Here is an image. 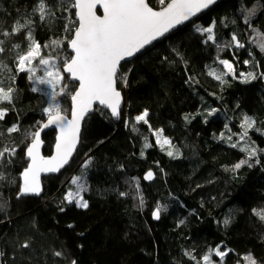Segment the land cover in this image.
Segmentation results:
<instances>
[{
    "label": "trees",
    "instance_id": "1",
    "mask_svg": "<svg viewBox=\"0 0 264 264\" xmlns=\"http://www.w3.org/2000/svg\"><path fill=\"white\" fill-rule=\"evenodd\" d=\"M148 1L161 8L170 0ZM39 3L0 0V48L16 61L35 42L65 65L78 27L74 2L44 0L43 20ZM18 22L30 30L14 33ZM208 27L211 39L203 31ZM262 41L264 0H227L123 64L117 79L125 98L122 117L97 107L72 162L43 179L40 197L19 196V175L37 124L46 119L48 98L35 92L26 72L8 79L0 64V87L12 90V99L2 103L0 151L15 148L0 158V264H201L210 254L214 264H251L248 256L264 264V219L258 214L264 213ZM219 60L232 62L236 74L216 79L212 69ZM127 75L128 87L122 80ZM65 82L60 98L69 115L78 84L66 75ZM200 103L208 110H197ZM145 111L147 123L135 121ZM245 117L254 121L246 135L257 149L254 156L231 144L233 133L243 135ZM14 126L18 130L9 132ZM153 129L170 139L175 155L161 149ZM43 138L49 156L56 131ZM241 161L247 163L235 168ZM150 169L156 179L148 184L143 175ZM71 175L85 186L87 208L65 198ZM54 194L58 199H51ZM157 207L159 221L152 217ZM217 248L227 255L221 259Z\"/></svg>",
    "mask_w": 264,
    "mask_h": 264
},
{
    "label": "snow or ice",
    "instance_id": "2",
    "mask_svg": "<svg viewBox=\"0 0 264 264\" xmlns=\"http://www.w3.org/2000/svg\"><path fill=\"white\" fill-rule=\"evenodd\" d=\"M215 0H171L165 8L160 11L153 10L149 6L147 0H74L73 7L76 9L79 26L75 29L73 38L69 41V47L74 52V55L64 65V71L71 75L74 80L79 82V88L72 100V119L68 120L61 114L58 106L46 108L44 111L48 115L47 123L42 125V128H47L50 125L59 127L60 132L55 145V154L51 157L40 155L39 148L42 143L40 132L33 134V139L27 148V156L30 163L22 173L23 185L21 194L40 192V174L42 172H57L65 164L68 163L69 157L72 155L79 141V133L81 121L85 115L92 110L93 102L98 101L99 104L111 109L113 116H119V107L121 103V93L116 89L117 69L120 61L126 57H131L134 53L140 51L145 45L151 43L157 37L164 35L169 29L182 21L188 20L195 16L202 9L208 8ZM163 3V0H161ZM102 5L103 15H97V5ZM38 11L40 19H44L48 12L44 0H40ZM254 15V10L249 13ZM27 27L26 24L17 23L13 28V32H19ZM204 32L212 33L213 28L208 27L203 29ZM8 33H5L7 35ZM211 39V35L209 36ZM29 39L31 35L29 33ZM233 41L238 47H243L236 37L233 36ZM59 43V42H54ZM40 45L35 42L29 48V51L19 56V70L24 71L34 59L40 56ZM261 50L264 51V41L260 43ZM3 48H0V52ZM41 65L49 66L46 71V78H41L40 83H47L55 88L63 76L55 64L51 60H39ZM229 72L233 71L232 65L228 61H221ZM29 72H34V69L28 68ZM250 78L255 77L249 73ZM216 79H221L217 76ZM63 91V89H61ZM12 90L5 91L0 88V102L10 101ZM5 111L0 109V118H3ZM147 111L140 116H137V121L147 123ZM254 121L250 117H245L244 125L245 132L241 139L247 135V129L253 127ZM18 129L14 126L9 129V132H15ZM161 132L157 133L158 143L162 145H170V141L164 138L159 139ZM148 145H146L147 147ZM235 146V145H233ZM249 156L255 155V149L249 150ZM15 153V148H5L0 151V158L6 153ZM169 156L173 155L172 151L168 152ZM247 161H241L236 164L235 168H240ZM146 179L152 178V173L149 172ZM75 182V180H74ZM76 203L81 208H87L88 202L79 196ZM66 199L71 202L74 197L69 193ZM264 219V213H258ZM154 218L159 219L160 209L154 213ZM228 221H225L227 224ZM24 244L23 247H27ZM216 255L221 259L227 255L226 252L215 250ZM60 255V253H57ZM205 264H209V256L204 258ZM251 264H255V260L251 257H245ZM75 264V262H73Z\"/></svg>",
    "mask_w": 264,
    "mask_h": 264
},
{
    "label": "rangeland",
    "instance_id": "3",
    "mask_svg": "<svg viewBox=\"0 0 264 264\" xmlns=\"http://www.w3.org/2000/svg\"><path fill=\"white\" fill-rule=\"evenodd\" d=\"M164 1V0H163ZM78 21V20H77ZM72 24L75 25V20H72L71 21ZM76 29V28H74ZM209 34V33H208ZM211 34H209L210 36ZM211 37L213 38V35H211ZM72 39V38H71ZM70 39V40H71ZM69 40V41H70ZM32 45V44H31ZM30 44H27V47H28V50L25 52V53H22L20 54L19 56L21 55H24L26 54L28 51H29V48L31 46ZM70 54V53H69ZM18 56V58H19ZM72 56V55H71ZM70 56V58H71ZM43 58V59H47V60H51L54 64H55V67L58 68L61 72V75L63 76V79L57 83L55 85V88H53L51 85L47 84V83H44V84H41L39 81L41 78H46V71L48 69L49 66H46V65H41L39 63V60L40 58ZM18 58L16 59V61H18V64H19V60ZM68 61V60H67ZM221 61H225V60H219L217 63H218V66L214 67L212 69V73L215 75V76H220L222 79H224L226 76H229V75H235L236 74V70H235V67L234 65L232 64V62L228 61L231 65H232V68H233V71L232 72H229L228 69L224 66V64L221 63ZM62 61L59 59L58 56L56 55H49L48 53H46L41 47H40V56L37 57L36 59H34L32 61V63L30 65H28V67L25 68L24 71L22 72H26L28 77H29V80L30 82L33 83V88L38 90L39 92H41L43 95H46V97L48 98V102H49V107H55V106H58L60 110H62V106H61V98L63 93L66 91V87H67V84L65 82V74L63 72V66L64 64L61 63ZM65 63V62H64ZM28 68H32L34 69V72H29ZM19 72H21L19 70ZM249 73H245V72H242V77L243 78H248V80H250V77L248 75ZM122 80H123V76H122ZM1 88V87H0ZM61 89H63V91H61ZM2 103H4V101L0 102V109H3L2 108ZM6 113V111H5ZM47 115V113H46ZM48 116V115H47ZM135 121H137V119L135 118ZM252 128V127H251ZM250 129V128H248ZM248 129H247V132H248ZM258 129V128H256ZM154 136H155V139L158 143V136H157V133L158 132H161V130H155L153 129L152 130ZM245 132V130H243V133ZM233 136H235L237 138V140L233 141L232 143L229 142V140H227V142L235 145V146H238L240 149H249V150H252V149H255V153H257V149L252 146V144L250 143L249 139H248V136H244L243 139H241V136L239 133H233ZM164 138H167L163 132L161 133V135L159 136V139L162 141ZM168 139V138H167ZM170 141V139H168ZM171 142V141H170ZM159 146L161 147L162 150H166L167 153L169 151H172L173 152V155L176 154L174 148H173V144L172 142L170 143V145L168 144H164L162 145L161 143H158ZM12 149V148H11ZM75 186H74V189L70 190L69 193H72L74 199L71 201L72 203H76V199H78L77 197V193H79V196H82L84 200L85 199V196H83V192L85 190V186L83 188V191L81 190L82 187H80V185L82 184V182L80 181L79 178H76L75 179ZM83 185V184H82ZM68 193V194H69ZM68 194H66L65 197L68 196ZM68 200V199H67ZM69 201V200H68ZM81 208V207H80ZM209 256V264H214L213 260H212V255H207ZM201 264H205V261L204 259H202V263Z\"/></svg>",
    "mask_w": 264,
    "mask_h": 264
},
{
    "label": "water",
    "instance_id": "4",
    "mask_svg": "<svg viewBox=\"0 0 264 264\" xmlns=\"http://www.w3.org/2000/svg\"><path fill=\"white\" fill-rule=\"evenodd\" d=\"M224 1H227V0H215V2H214L213 4H211V5H209L208 8L202 9V10H201L199 13H197L195 16H192V17H190L188 20H186V21H182L180 24L175 25L173 28L169 29L168 32L164 33V35L157 37L155 40L151 41V43L145 45V47L142 48L140 51L134 53L131 57H126L124 60L120 61V64L118 65V69H117L116 85H115L117 91H119V92L121 93V103H120V107H119V112L121 111V109H122V107H123V105H124V102H125V98H124L123 92L118 88V85H117V79H118V75H119V72H120V69H121L122 65L125 64V63H127V62H131V61L135 60L136 58H138L139 56H141L143 53H145L146 51H148L150 48H152L155 44H157V43H159V42H161V41H164V40L167 39L169 36H171L172 33H174L175 31L180 30V29H182V28L188 26L189 24H191L192 22L196 21L197 19H200L201 17H203L204 15L208 14L209 12H211V11H212L213 9H215L220 3L224 2ZM73 2H74V0H73ZM147 2H148V4H149V1H148V0H147ZM170 2H171V0H170L168 3H170ZM168 3H167V4H168ZM167 4H166L165 6H163V7H161V8H154V7H152L150 4H149V6L152 7L153 10H155V11H160V10H162L163 8H165V7L167 6ZM99 10H100L101 13L99 12ZM75 11H76V9H75ZM96 12H97V15H101V16L103 15V8H102V5H99V4L97 5ZM77 20H78V18H77ZM78 26H79V23H78ZM73 36H74V35H73ZM68 47H69V44H68ZM68 52H69L72 56L74 55V52L72 51V49H71L70 47L68 48ZM72 56H71V57H72ZM62 69H63L64 74H65L66 76L69 77V80H70L71 82L77 83V84H78V88H79V82H78L77 80H74V79L71 77L70 74H68L67 72L64 71V66H63ZM78 88L76 89V91L78 90ZM76 91H75V92H76ZM74 94H75V93H74ZM71 102H72V100H71ZM72 107H73V104H71V113H72ZM97 107H101V108H106V109H108V110L110 111L111 116H113L112 113H111V109H110V108H108V107H106V106H104V105L99 104L98 101L93 102L92 110H91L90 112H88V113L85 115L84 119L81 121V127H80V133H79V141H78V143L76 144V148H75V150L73 151L72 155L69 157V159H68V163L65 164L62 168H60V170L57 171V172H42V173L40 174V177H39V180H40V192H39L38 194H35V193L21 194V192H20V196H21V197H37V196H41V195L43 194V191H44L43 179L46 178V177H49V176H51V175H54V176L59 175V174H60V173H61V172L67 167V166L70 165V163L72 162L74 156L76 155V153H77V151H78V149H79V146H80V143H81V137H82V132H83V127H84L85 121H86V119H87V117H88L89 115H91V114H93V113L95 112V110H96ZM71 113H70V116H67V115H64V114H62V115H64L68 120H71V119H72V115H71ZM113 117H117V116H113ZM46 123H47V120L45 121L44 124H46ZM44 124H43V125H44ZM52 130L56 131V138H55V145H56L57 137H58L59 132H60L59 127H57V126H55V125H50V126L47 127V128H42V126H41V128L38 130V131L40 132V139H41V141H42V143H41V145H40V148H39V152H40V155H41V156H44V157H46V158H47V157H51V156H53V155L55 154V145H54V148H53V151H52V154H51V155L48 156V155H45V154H44L45 141H44V138H43V137H44V134H45V133H47V132H49V131H52ZM29 146H30V145H29ZM26 160L28 161V165H29V163H30V159H29L28 156H27V150H26ZM28 165H27V167H28ZM27 167H26V168H27ZM23 171H24V170H23ZM23 171H22V172L20 173V175H19V177H20V179H21V187H22V185H23V178H22V173H23ZM149 172L152 173V178H151V179H146L145 177H146V175H147ZM143 179H144V181H145L146 183H148V184L151 183V182H153V181L156 179V173H155V171H154L153 169L147 170V171L144 173V175H143ZM157 209H160V208H159V207L155 208V209L153 210V213H154ZM153 213H152V217H153V219H154L155 221H159L160 218H161V210H160L159 219L154 218Z\"/></svg>",
    "mask_w": 264,
    "mask_h": 264
},
{
    "label": "bare ground",
    "instance_id": "5",
    "mask_svg": "<svg viewBox=\"0 0 264 264\" xmlns=\"http://www.w3.org/2000/svg\"><path fill=\"white\" fill-rule=\"evenodd\" d=\"M25 29H26V31L28 32L29 30H30V26L28 25L27 27H25ZM14 33H17V32H14ZM29 41H31V39H29ZM16 46H17V49H21L20 51H22L23 50V46L21 45V42H18V43H16ZM25 50V49H24ZM23 50V51H24ZM22 51V52H23ZM0 64H4V70H8L9 72H8V79H11V78H17L18 76H19V64H18V61H15V60H12V59H10L9 58V56L8 55H6V53L5 52H0ZM2 67V66H1ZM3 68V67H2ZM4 70H2L3 71V75L5 76L6 74L4 73ZM29 82V84H32V88H33V83L32 82H30V81H28ZM34 89V88H33ZM38 90H36L35 89V92H37ZM104 109H106V108H104ZM217 108H215V107H213L211 110H213V111H215ZM109 113H110V111L108 110V109H106ZM197 110H208V107L207 106H205L204 104H202V103H200V105H199V107L197 108ZM61 114H64V115H67L66 113H64L62 110H61ZM111 115V114H110ZM199 115V111L197 112V113H195L193 116H198ZM68 116V115H67ZM122 117V109H121V111H120V115L118 116V117H114V118H117L118 120L120 119ZM124 117H125V119H126V121L128 120L127 119V114L126 113H124ZM48 119V116L46 115V119L42 122L41 120H39V122H38V124H37V126H39L41 123V125H40V127L36 130V132L41 128V126L45 123V121ZM128 124H126V126H127ZM84 128V127H83ZM35 133V132H34ZM82 134H83V132H82ZM81 140H82V137H81ZM81 144V143H80ZM80 147V146H79ZM5 182V178L3 177V176H0V185L2 184V183H4ZM8 182V181H7ZM10 185H11V183L10 182H8ZM75 183L76 182H74V180L72 179V181L71 182H69V180H68V183H67V186H66V189H65V191H64V195L66 196V194H68L69 193V191L70 190H72V189H74V186H75ZM13 186V185H12ZM80 187H82L81 188V190L83 191V188H84V185H80ZM20 192H21V182H20V185H19V196H20ZM18 195H17V197H19ZM83 196H84V194H83ZM37 197H40V196H37ZM58 195L57 194H54L53 196H51V199H58ZM66 198V197H65ZM67 200V199H66ZM61 201V200H60ZM67 202L69 203V204H72V205H76V206H78L77 204H75V203H72V202H69L68 200H67ZM64 205H66V207L68 206L67 204H64ZM79 207V206H78Z\"/></svg>",
    "mask_w": 264,
    "mask_h": 264
},
{
    "label": "built area",
    "instance_id": "6",
    "mask_svg": "<svg viewBox=\"0 0 264 264\" xmlns=\"http://www.w3.org/2000/svg\"><path fill=\"white\" fill-rule=\"evenodd\" d=\"M123 82H124L125 86L128 87V75H127V77H125L123 79Z\"/></svg>",
    "mask_w": 264,
    "mask_h": 264
},
{
    "label": "flooded vegetation",
    "instance_id": "7",
    "mask_svg": "<svg viewBox=\"0 0 264 264\" xmlns=\"http://www.w3.org/2000/svg\"><path fill=\"white\" fill-rule=\"evenodd\" d=\"M72 1H73V0H72ZM123 106H124V105H123ZM122 108H123V107H122ZM70 113H71V111H70ZM68 116H70V114H69ZM73 175H74V174H73ZM73 175H71V177L68 179L69 182H71L72 179L75 180L76 178H78V177H73Z\"/></svg>",
    "mask_w": 264,
    "mask_h": 264
}]
</instances>
